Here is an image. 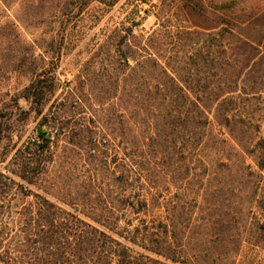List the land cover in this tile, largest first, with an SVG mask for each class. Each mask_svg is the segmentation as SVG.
<instances>
[{"label": "trees", "instance_id": "obj_1", "mask_svg": "<svg viewBox=\"0 0 264 264\" xmlns=\"http://www.w3.org/2000/svg\"><path fill=\"white\" fill-rule=\"evenodd\" d=\"M44 2L28 25L51 22ZM156 9L151 31L115 29L117 60L55 97L0 172V264H251L243 244L264 250V179L246 162L264 168V138L241 112L264 92V3ZM45 65L22 90L38 114L59 87ZM59 141L83 145L90 167L57 197L44 185Z\"/></svg>", "mask_w": 264, "mask_h": 264}, {"label": "rangeland", "instance_id": "obj_2", "mask_svg": "<svg viewBox=\"0 0 264 264\" xmlns=\"http://www.w3.org/2000/svg\"><path fill=\"white\" fill-rule=\"evenodd\" d=\"M44 1V6L49 5L51 22L48 25L42 22L35 27L26 22L33 11L30 5H38L39 0H18L11 2L10 6L0 0V172L5 174L14 167L10 162L16 150L36 137L38 121L54 98L88 76L101 78L110 63L117 60L114 49L119 38L115 29L130 26L133 34H139L157 28L156 7L170 0H115L114 3L112 0ZM246 1L225 0V3L239 8ZM34 11L40 16L47 10L40 8ZM42 58H45V63ZM44 64L46 75L56 76L59 87L43 112L38 114L35 105L22 96V90L34 76L29 71L31 66ZM125 88L130 89V86L126 84ZM241 112L250 126L259 125L254 136L264 138V92L255 99L244 100ZM52 150L47 176L54 177L55 182L54 185L45 184L44 188L49 187L48 191L57 197L62 192L82 190L83 177L90 167L84 146L59 141ZM246 162L264 179V168L258 170L249 157ZM50 199L55 200V197ZM1 200L4 202L2 197ZM22 200L21 195L17 196L18 204ZM200 207L204 206L201 204ZM236 209L240 210L241 218L246 216L247 204H238ZM195 212L197 220L207 216L200 208ZM258 212L253 207L249 221H253L251 215H258ZM241 254L242 257L246 255L251 264H264L262 249L251 251L250 246L244 243Z\"/></svg>", "mask_w": 264, "mask_h": 264}]
</instances>
